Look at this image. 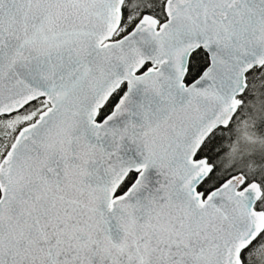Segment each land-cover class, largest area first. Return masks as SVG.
<instances>
[{
  "label": "snow or ice",
  "instance_id": "1",
  "mask_svg": "<svg viewBox=\"0 0 264 264\" xmlns=\"http://www.w3.org/2000/svg\"><path fill=\"white\" fill-rule=\"evenodd\" d=\"M0 264H264V0H0Z\"/></svg>",
  "mask_w": 264,
  "mask_h": 264
}]
</instances>
